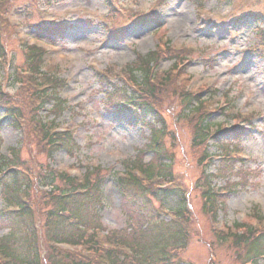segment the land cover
Segmentation results:
<instances>
[{"label": "rangeland", "instance_id": "obj_1", "mask_svg": "<svg viewBox=\"0 0 264 264\" xmlns=\"http://www.w3.org/2000/svg\"><path fill=\"white\" fill-rule=\"evenodd\" d=\"M48 1L16 0V5L20 6L9 13L10 23L16 30L9 27L0 34V81L4 84L0 98L5 95L15 101L16 97L9 95L16 92V72L20 79L26 74L32 76L26 64L30 52L24 54L22 49L27 51L33 43L42 45L48 50L44 61L51 74L68 81L59 96L62 108L52 114L50 120L55 117L62 127L73 129L81 147L75 158L65 152L57 153L53 166L77 177L83 175L86 164L121 172L122 162L134 160L139 150L148 145L150 132L143 123L149 122V117L141 118L129 112V107L124 110L120 105L122 100L131 103L138 99L131 87L122 82L109 87L114 73L134 63L138 55L144 57L166 48L185 49L183 55L187 60L184 61L179 55L160 56L154 63L155 77L156 72L172 74L178 77L181 90L199 93L200 98H207L211 90H217L216 101L208 104L204 111L222 108L248 113L245 116L253 114L251 120L255 129L247 134L228 133L215 140L213 144L219 141V146H223L222 152L216 151L211 143L210 153L228 155L234 151L229 157H238V163L229 162L225 166L217 160L210 169L213 174H217L218 169L234 176L217 179L218 189L238 185L237 192L234 188L226 208L219 213L217 227H213L203 213L197 185L198 181H204L200 165L203 151L191 148L194 133L189 123L177 124L182 109L180 103L165 100L159 108L166 124L162 131L171 130L175 134L176 143L166 139V146H175L174 174L181 188L187 191L194 220L191 232L197 236L180 257L183 264L246 262L245 249L232 246L231 241L221 243L215 230L232 227L235 223L259 227L257 217L264 219V0H58L47 6ZM61 23L65 26L64 32L56 27ZM38 24L51 26L47 31L53 30L48 33L45 28L38 29ZM188 61H192L189 66ZM137 80L145 83L141 76ZM222 98L229 109L219 104ZM145 104L146 99L141 98L140 105L145 108ZM25 107V127L17 128L20 130L12 126L5 119V112L0 110V156H7L16 148L21 161L25 162L23 166L37 174L33 165L37 159L40 164L45 159L35 151L37 142L30 135L33 131L28 121L29 101ZM70 108H75L76 112ZM115 109L120 117L111 114ZM46 116L47 112L42 113L43 118ZM211 123L227 129L234 125L231 119L218 113ZM79 159L82 161L78 162ZM144 159L149 162L151 156L145 153ZM244 182L247 185H243ZM32 187L35 191H44L38 182H33ZM105 192L108 200L102 223L109 230L126 227L123 200L111 181L106 184ZM128 201L131 206L133 201ZM139 203L141 200L135 199L134 205ZM152 204L159 206L155 199ZM167 205L173 207L176 203L170 199ZM2 207L0 191V209ZM148 211L152 210L148 208ZM13 227L12 221L1 223L0 238Z\"/></svg>", "mask_w": 264, "mask_h": 264}, {"label": "trees", "instance_id": "obj_2", "mask_svg": "<svg viewBox=\"0 0 264 264\" xmlns=\"http://www.w3.org/2000/svg\"><path fill=\"white\" fill-rule=\"evenodd\" d=\"M7 8L8 2L0 0V34L3 28H8L7 22L2 18ZM184 51L185 49H180L175 51L176 53H171L170 50L165 52L159 50L147 57H140L136 65L130 68V81L139 86L140 81L137 80V76L142 75L141 79L144 78L145 80L146 90L149 88L152 94L151 101L146 99L145 108L140 105L142 114L139 115L144 119L149 117V122L143 123V125L147 126L151 133L148 145L139 153V156L125 164L124 176L112 174L114 184L122 196V208L128 217L129 224L125 230L114 232V236L111 238L113 248L108 252L107 259L104 260L100 256L99 262L90 261L89 263H83L75 257L65 255V260L56 261L54 256L56 252L53 250L48 253L44 262L41 256V241L43 239L50 242L60 241L86 244L87 242H93L94 238H96V235H90L89 232L93 233L96 231V227H101L99 216L104 209L102 200L105 198V192L103 187L107 182L103 170L88 169L82 183L65 174L51 175L54 179H45V184L49 185L52 190L42 196L45 207L38 209V206L35 205L34 207L30 200V186L27 185L26 187L21 174L14 170L22 162L20 151L12 149L11 159L5 157L0 159V184L7 194H5L6 198L10 197L11 200L17 202L20 211L17 215H0V227L1 223L7 221H12L15 226L9 234L0 239V256L5 259V262H0V264H180L175 262L172 256V248H185L184 230L188 226L187 208L185 202H183L185 197L181 188L173 187L176 181H174L173 177V155L169 153L166 147L168 131L163 132L162 129L157 128L150 118L154 119L155 122L157 118L161 127L164 126L166 128L162 112L159 110L162 106L159 100L162 98H164L162 102L165 100H176L182 103L185 107L180 118L182 120L190 119L192 111L201 110V108L198 109L200 105L194 107L193 102H196L195 98L197 96L193 97L180 89L177 84L178 77L167 74L156 77L158 82L155 80L154 83H151L150 80L152 79L151 67L154 66L153 64L160 56L167 58L169 55L172 58L173 55H179L180 59L184 61L187 60L183 55ZM38 54L36 50L31 53L29 57L31 65L35 66ZM36 67L35 73L38 76L41 75L38 78H42L43 84L51 88L48 91L49 94H36L37 101L45 102L49 98L59 101L57 98L58 91L65 87V82L52 74L42 73L39 62L36 63ZM1 91L0 82V94ZM6 99L5 95L0 98V107L7 108V119L12 126L16 129H23L26 122L25 103L20 102L21 98L18 97L19 101L17 103L20 109H15L11 108L14 105L7 103ZM58 107L61 106L58 104ZM30 108H28V121L33 131L35 116L39 107L32 105ZM211 119V115L207 117L202 112L196 116L195 120L190 122L194 133L191 148L201 150L200 148L205 146L210 140L215 131L214 125L210 123ZM42 127L48 128L46 125ZM217 130L215 134H219V130ZM240 132L242 131L236 130L235 134ZM45 134L48 135L49 131H46ZM26 135L28 136L29 134ZM30 135L32 136V133ZM54 139L56 140L55 142H58L54 147L58 151L64 150L73 154V151L78 149V146L68 134L56 135ZM218 143L219 141L216 144ZM145 153L153 155L147 163L144 159ZM206 158L205 154L204 159ZM138 172L140 176L135 174ZM3 176L8 178V182L4 181ZM56 177L58 178L57 180H55ZM209 179H211L210 176L206 178L207 183L203 185L206 189L202 196V199H205L203 212L205 215L216 219L220 208L226 206V201L210 188L211 181ZM164 183L170 184L171 188L159 190V186H163ZM207 188L209 189L207 190ZM27 190L28 193L25 195V199H21L22 194L26 193ZM152 198L157 199L161 207H165L163 203L166 204L170 199L175 201L177 208L174 209V212L176 217L181 220L182 227L179 224L163 220L158 212L156 213L153 210L150 201ZM128 199L133 201L131 206ZM135 199L141 200V203L134 205ZM148 208L152 211H148ZM36 219L44 222H37ZM243 229L245 232L243 235L236 233L224 234L219 236V240L226 244L227 241L228 243L231 241L232 246L243 247L245 249L244 259H247L243 264H248V262L257 264V261L264 257V227L258 230L253 227H243ZM115 241L119 245L130 246L132 255L129 256L123 253L122 249H126V247L119 246Z\"/></svg>", "mask_w": 264, "mask_h": 264}]
</instances>
